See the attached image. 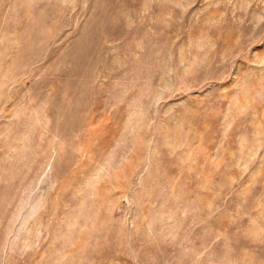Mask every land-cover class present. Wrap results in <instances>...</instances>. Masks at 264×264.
Listing matches in <instances>:
<instances>
[{
  "label": "rangeland",
  "instance_id": "obj_1",
  "mask_svg": "<svg viewBox=\"0 0 264 264\" xmlns=\"http://www.w3.org/2000/svg\"><path fill=\"white\" fill-rule=\"evenodd\" d=\"M0 264H264V0H0Z\"/></svg>",
  "mask_w": 264,
  "mask_h": 264
}]
</instances>
